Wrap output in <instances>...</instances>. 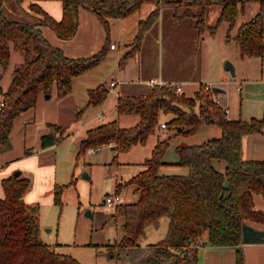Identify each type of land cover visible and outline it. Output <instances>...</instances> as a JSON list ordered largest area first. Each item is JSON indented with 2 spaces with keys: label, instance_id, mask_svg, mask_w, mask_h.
<instances>
[{
  "label": "trees",
  "instance_id": "16d2710c",
  "mask_svg": "<svg viewBox=\"0 0 264 264\" xmlns=\"http://www.w3.org/2000/svg\"><path fill=\"white\" fill-rule=\"evenodd\" d=\"M14 0L22 18L8 17L0 0V67L8 63L10 47L20 51L24 61L13 70L6 91L2 93L0 107V147L9 144L13 121L24 110L35 105L39 92L50 93L55 86L57 97L72 89L71 79L95 65L108 48L109 22L112 17H123L140 9L144 2L155 6L139 18L133 46L122 58L139 49L143 34L160 15L163 0H59L60 19L45 12L37 1ZM174 6L182 5L179 16H192L195 26L206 27L204 7L217 4L219 15L212 28L228 23L230 30L239 13L248 2H257V12L248 20L237 24L234 38L239 56H262L264 52V0H168ZM201 6V12L192 10ZM93 12L102 24L106 40L101 49L89 57H68L63 50L50 43L41 26L50 28L61 39L71 38L78 27L79 8ZM172 83L150 84L138 94H118V116L136 115L131 125H121L119 120H109L89 127L79 143L77 154L90 147H101L112 142L117 153L144 144L151 134L160 129V114H170L165 125L179 127L183 135L192 134L201 124H214L220 135L200 143L177 144L174 163L187 167L186 174H160L163 155L169 138L152 145L149 155L139 164V171L123 182H117L115 192L124 185H133L137 194L134 201L119 202L115 214L122 216L121 235L117 241L102 245L111 257L128 264H200L198 247L202 243L214 246H234L235 264H245L241 238V223H264V210L254 208L253 194L264 197V159H244L241 156V137L262 132L264 120L258 117L228 118L227 112L212 99L206 83L200 82L191 96L178 92ZM1 91V90H0ZM108 85L100 83L88 89L85 105L101 104ZM78 110L74 119H78ZM48 130L41 134L40 147L58 143L67 133V126L48 122ZM67 130V131H66ZM1 149V148H0ZM29 153L30 149L27 150ZM223 161L222 170L213 161ZM30 179L21 172H13L0 179V264H88L70 254L57 251V244H49L40 236L39 205L26 202L24 194ZM63 185L56 184L53 200L61 203ZM168 218L163 238L141 246L138 242L148 224L157 225L160 217ZM255 225V224H254ZM206 234V239L200 238ZM100 247V246H98Z\"/></svg>",
  "mask_w": 264,
  "mask_h": 264
},
{
  "label": "rangeland",
  "instance_id": "374dc122",
  "mask_svg": "<svg viewBox=\"0 0 264 264\" xmlns=\"http://www.w3.org/2000/svg\"><path fill=\"white\" fill-rule=\"evenodd\" d=\"M28 2L29 0H25L24 5ZM250 4L252 5L245 6L239 13L235 25L230 30L226 22L212 28L219 15L220 6L217 4L205 6L203 10L206 27L199 30L194 26V17L179 16L184 6L175 7L165 1L162 2L158 20L145 31L138 49L142 75L158 77L161 73L163 79L173 81V84L182 83L180 79H194L195 82L181 84L187 96L194 94L200 82L218 85L226 90L224 94L217 93L218 103L224 107L229 105L232 109L230 113L239 111L246 117L251 116L254 111H259L264 106V52L262 56L241 58L234 38L237 24L250 19L258 10L256 2ZM3 5L8 17L22 18L14 0H3ZM154 6V2H144L140 10L144 12ZM191 8L196 13L201 12V6ZM112 60L108 56L89 69L86 81L82 79L83 77L75 78L71 97L58 99L55 86L48 97L46 93H40L33 107L15 117L9 134V144L3 148L14 158L13 171L20 170L31 180L27 201L37 202L39 205L42 240L49 244L61 243L56 245L57 251L70 254L80 262L88 264H128L127 261L111 257V254L101 247L119 239L122 223V216L115 214V207L106 206L103 199L106 194L115 192L116 180L123 182L142 167L137 163L149 155L157 137L169 138V146L163 155V160L167 163L161 165L158 173L186 174L187 167L174 163L177 160L175 145L200 143L220 135L219 127L214 124H201L194 133L188 135H183L179 127L167 126L158 129L159 135L151 134L144 144L134 145L125 152L117 153L114 148L106 147L108 144L106 143L97 147L91 154L86 150L77 154L69 141L72 138H79L84 132L83 129L94 123L93 119L99 113L104 116V121L116 118L114 113L116 108L113 109L110 100L112 97L116 99L114 92L117 89L108 92L103 105L102 103L85 105L87 87H95L98 81L99 84H107L109 79L114 77L111 72L114 66ZM23 61L22 53L10 47L8 63L0 67V99L9 86L14 68ZM225 61H230L234 65V75L223 68ZM239 87L242 89L239 90ZM80 109L78 119L75 120L73 112L76 113ZM170 117V114L161 113L159 120L165 122ZM46 120L64 123L71 121L72 124L69 125L71 132L56 145L48 148L44 163L38 162L35 157L24 161L17 158L25 139L27 149L39 148L38 134L35 136V133L43 128ZM118 120L121 125H131L135 123L137 117L123 115L119 116ZM44 164L54 165V168H39ZM213 164L219 170L224 167L223 161L214 160ZM84 173L88 174L89 178L84 177ZM53 183L63 185L60 204L54 202L52 190H49ZM119 196L122 202H130L136 199L137 194L133 185H124L119 191ZM87 210H90L91 216L85 214ZM165 218L167 217L162 216L157 225L148 224L138 242L157 241L166 229L163 224ZM205 239L206 234H203L200 241L203 242Z\"/></svg>",
  "mask_w": 264,
  "mask_h": 264
},
{
  "label": "crops",
  "instance_id": "0c3cea01",
  "mask_svg": "<svg viewBox=\"0 0 264 264\" xmlns=\"http://www.w3.org/2000/svg\"><path fill=\"white\" fill-rule=\"evenodd\" d=\"M33 1H37L38 4L41 6V8L45 12L49 13L50 15H52L56 19H60V17H61V5H60L59 0H55V1L33 0ZM163 1H168V0H163ZM250 3H253V2H248L245 4V6L252 5ZM178 6H180V5H178ZM178 6H175V7H178ZM256 7H257V9L259 8L258 3H257ZM140 9H141V7H140ZM140 9L135 10V11L129 13L128 15L123 16V17H112V18L108 19V22H109L108 48L106 50L104 57L101 59V61L108 56L113 59L112 62L114 61V66L111 69V72L114 75V77H111L109 79L107 85L109 86V83L112 80H114L116 82V84L113 86V90L117 89L114 92V93H116V99H117L118 94H134L133 91H139L140 93L145 92L150 86V84L148 83L149 78L162 79L166 83H173V81H166V79H163L161 73L158 75V77H156L155 75H150L148 77H145L144 74L142 75V73L140 71V67H139L138 50L132 51L127 58H125V59L122 58L123 55L126 52H128L131 49V47L133 46V41H134V37H135L136 32H137V27H138L137 23H138L139 18L144 17L151 9H153V7L148 9L147 11L144 10V12H141ZM182 12H181V14H182ZM204 17H205V13H204ZM41 31H42L44 37L50 43H52L56 46H59L68 57H73V58L89 57V56L95 54L96 52H98L101 49V47L104 45L105 40H106L105 30H104L102 24L100 23V21L98 20V18L94 15L93 12H91L88 9L83 8V7L79 8L78 27H77L75 34L71 38L61 39V38L57 37L56 34L50 28H48L46 26H41ZM111 44H114V47H111L110 46ZM109 53H111V54H109ZM87 71H89V70H87ZM87 71L72 77V79H71L72 88L74 86L73 83H74L75 78L83 77L82 79L84 81H86ZM180 80H181L180 82H182V83H178V85H180L182 87V91H183V86L181 84H184L188 81L195 82L194 79H190V80L189 79H180ZM98 82L96 83L95 86H97L99 84ZM262 82H259V83H262ZM93 87H91V88H93ZM87 88L90 89L89 87H87ZM241 89H242V87H239V90H241ZM51 92H52V89L50 91V94H51ZM71 92L72 91H70L68 94H66L63 97H60L58 99L62 100L66 97H71ZM85 92H86V85H85ZM40 93L44 94V92H39L37 97L39 96ZM224 93H226V90H225V92L218 93V95L224 94ZM50 94H49V96H50ZM218 95L216 94L217 100H218ZM106 98H107V96H106ZM106 98H105V100H106ZM116 99H114L112 97L110 100L111 106H113L114 110L116 108ZM105 100L102 102L101 105L104 104ZM75 108H78V107H75ZM225 108H227L226 112H227L228 118L241 117L244 119H248V118L254 116V117L262 118L264 120V106L262 108H260L259 111L252 112L251 116L246 115V117H243L241 112H239V111H235L234 113H230V112H232L231 111L232 109L229 105L226 106ZM114 113L116 115V118H114V119L118 120L119 116L117 114V111L115 110ZM229 113H230V115H229ZM73 114H75V113L73 112ZM103 118H104V116H103ZM103 118H102V120H98L97 116H96L93 119V120H95V122L92 123L89 127H92V126H95V125L100 124L102 122H105ZM114 119H110V120H114ZM14 121H15V119H14ZM107 121H109V120H107ZM48 122L56 123V124L61 125V126H67L68 131L62 137V139L67 137L69 135V133L71 132L69 130V125L72 124V123H70L71 121L64 123L63 121L61 122V121L46 120V123H43V128L41 127L40 129H38L40 131H37V133H35V136H37V134H38V140H39L38 141V147L39 148L34 149V147H32V149H30V152L27 153L28 152L27 151L28 149L26 148L27 139H25L23 141V147L20 150V154L18 155L19 157H17V158H20L24 161V159L29 160L31 157H35L38 159V162L40 161V162L44 163L46 161L45 153L47 152L48 148L57 144L56 143L54 145H51V146H48L45 148L40 147L39 137L41 134L45 133L48 130V127L46 125ZM161 122H164V121H161ZM89 127H87V128L85 127L83 129L84 132L82 133V135L79 138H72L69 141V143L72 144L71 147L74 150H76V151L78 150L79 143H80L81 139L84 137L85 132ZM25 131H26V128L24 127V133H25ZM106 147H110L111 149H113L112 146H106ZM8 153L9 152H7L6 150H3V148L0 149V168H1L0 179L2 177L9 175L10 173L14 172L13 170H14L15 162H12V160L14 158H12L11 157L12 155H9ZM88 153L91 154L93 152H88ZM241 156L244 159H264V130L262 132L244 134L241 137ZM137 164H139V162ZM139 166L141 167L140 164H139ZM45 167L54 168V165H50V166L48 165L47 166L44 164V165L40 166L39 168L45 169ZM136 170H138V168ZM20 172H21L22 176L28 177L27 175L24 174V172H22V171H20ZM84 174H86V173H84ZM88 178H89V176H88ZM117 182H119V181L116 180L115 185ZM30 184H31V180H30ZM56 184H58V183H53V185H51V189H49V190H52V194H53L54 186ZM29 187H30V185H29ZM29 187H28V189H29ZM28 189L26 190V192L24 194V200L26 202H30V201H27ZM118 194H119V192H118ZM106 195H108V194H106ZM120 201H121V197H120ZM253 203H254V208L264 210V197L260 193H254L253 194ZM114 210H115V208H114ZM160 219H161V217H160ZM166 220H167V225H168V218H165V220L163 221V224H164V226H166V229L164 231V234L162 235L163 237H164L166 230H167ZM158 224H159V221H158ZM251 224H255L258 227L264 228V223L254 222ZM40 235H41V231H40ZM162 236L158 240L163 238ZM157 241H154V242H157ZM154 242H152V243H154ZM54 244L60 245L61 243H54ZM147 244H149V243H146V242L140 243L141 246H145ZM55 247L57 248L58 246H55ZM242 249H243V253H244L245 264H264V243L242 244ZM235 254H236V252H235L234 246H214V245H210L208 243H202L198 247V259H199L200 264H235Z\"/></svg>",
  "mask_w": 264,
  "mask_h": 264
},
{
  "label": "water",
  "instance_id": "95a60500",
  "mask_svg": "<svg viewBox=\"0 0 264 264\" xmlns=\"http://www.w3.org/2000/svg\"><path fill=\"white\" fill-rule=\"evenodd\" d=\"M223 68L230 72L231 75L235 74L234 65L230 61H225ZM214 93L225 92V89L218 85H213L211 88ZM49 96V93H46V97ZM180 130V128H178ZM15 175L20 173V170H15L13 172ZM84 177L88 178V174H84ZM86 215L91 216L90 210H87ZM241 244L248 243H264V228L258 227L254 224L243 221L241 223Z\"/></svg>",
  "mask_w": 264,
  "mask_h": 264
},
{
  "label": "built area",
  "instance_id": "2783aa9c",
  "mask_svg": "<svg viewBox=\"0 0 264 264\" xmlns=\"http://www.w3.org/2000/svg\"><path fill=\"white\" fill-rule=\"evenodd\" d=\"M111 47H114V44H111L110 45ZM148 83L149 84H165L166 82H164L162 79H156V78H149V80H148ZM116 84V82L114 81V80H112V81H110V83H109V86H108V90L109 91H112L113 90V86ZM171 85H173L174 87H175V89L178 91V92H181L182 91V87L180 86V85H178V84H171ZM212 84H206V88L208 89V90H210L211 92H212V90H211V88H212ZM216 94L217 93H214V92H212V99L214 100V101H216V102H218V100H217V97H216ZM3 98L1 97V99H0V107L3 105ZM224 108V110L225 111H227V108H225V107H223ZM102 118H103V115L102 114H98L97 115V119L98 120H102ZM159 127L160 128H165L166 127V125H165V123L164 122H160V124H159ZM107 146H114V144L112 143V142H109L108 144H107ZM97 148H95V147H90V148H88V152H94L95 150H96ZM0 170H1V168H0ZM120 202V196H119V194L118 193H116V192H114L113 194H108V195H106L105 197H104V199H103V203L106 205V206H115L117 203H119Z\"/></svg>",
  "mask_w": 264,
  "mask_h": 264
}]
</instances>
